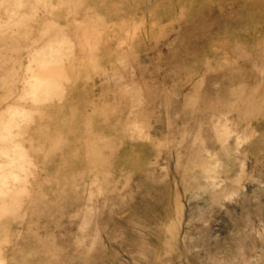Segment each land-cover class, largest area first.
Listing matches in <instances>:
<instances>
[{"label":"rangeland","instance_id":"rangeland-1","mask_svg":"<svg viewBox=\"0 0 264 264\" xmlns=\"http://www.w3.org/2000/svg\"><path fill=\"white\" fill-rule=\"evenodd\" d=\"M0 264H264V0H0Z\"/></svg>","mask_w":264,"mask_h":264}]
</instances>
